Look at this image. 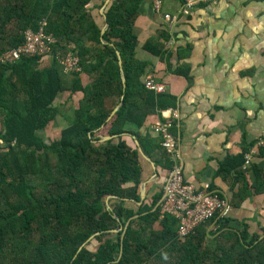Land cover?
Masks as SVG:
<instances>
[{"label": "trees", "instance_id": "trees-1", "mask_svg": "<svg viewBox=\"0 0 264 264\" xmlns=\"http://www.w3.org/2000/svg\"><path fill=\"white\" fill-rule=\"evenodd\" d=\"M141 2L112 0L97 22L93 0H0V52L43 20L56 41L48 67L39 57L0 66V264H264V230L250 234L215 216L183 239L173 217L160 219V195L138 206L139 147L167 174L172 162L161 136L127 125L163 121L176 106L172 95L145 86L150 65L137 48L161 60L169 54L158 37L141 43L135 34ZM67 53L79 57V71L63 72L58 56ZM174 73L190 80L187 71ZM246 152L222 171L242 167ZM257 177L263 187H247L264 193V171Z\"/></svg>", "mask_w": 264, "mask_h": 264}, {"label": "crops", "instance_id": "crops-1", "mask_svg": "<svg viewBox=\"0 0 264 264\" xmlns=\"http://www.w3.org/2000/svg\"><path fill=\"white\" fill-rule=\"evenodd\" d=\"M106 1L93 0L89 6L97 22H105L101 9ZM162 3L161 12H155L152 0H142L134 32L141 43L158 37L169 58L161 60L142 47L136 55L150 65L146 79L165 85L162 94L176 98V106L163 111L162 119L176 125L173 132L179 136L184 180L196 190L210 184L230 202L231 226L262 234L264 193L247 185H256L257 171H264V150L252 157L247 168L222 169L229 160L237 162L264 134V0L202 5L174 27L164 15L177 14L181 0ZM49 65L48 59L43 66ZM175 70L187 71L190 80ZM82 80L84 85L89 82L87 76ZM57 101L65 104L67 96L59 94ZM160 121L153 117L142 128L132 123L127 128L146 136ZM141 166L144 201L150 204L161 196L168 174L161 167L155 171L144 158ZM258 186L263 187L259 182ZM127 206L135 208L131 201Z\"/></svg>", "mask_w": 264, "mask_h": 264}, {"label": "built area", "instance_id": "built-area-1", "mask_svg": "<svg viewBox=\"0 0 264 264\" xmlns=\"http://www.w3.org/2000/svg\"><path fill=\"white\" fill-rule=\"evenodd\" d=\"M225 0H181L180 10L177 14H165L164 19L174 27L182 18L193 14L195 9L202 5H218ZM155 12H161L162 0H152ZM48 23L43 20L36 31L31 29L24 33L23 42L17 47L0 52V66L14 64L22 58L39 57L42 64L49 59L52 47L56 41L47 31ZM58 61L64 73L79 71V57L72 53L58 56ZM145 86L157 94L166 91V86L146 79ZM177 119V114L174 115ZM170 119L156 122L153 132L162 137V147L172 162V168L163 185L161 198L157 204L160 219L166 216L173 217L178 222V236L186 238L195 232L196 228L205 224L215 216L227 217L231 208L230 202L210 184H205L202 189L196 190L187 184L183 177V168L180 155V142L177 133L173 132L176 126ZM264 150V134L244 154V168L253 156Z\"/></svg>", "mask_w": 264, "mask_h": 264}, {"label": "water", "instance_id": "water-1", "mask_svg": "<svg viewBox=\"0 0 264 264\" xmlns=\"http://www.w3.org/2000/svg\"><path fill=\"white\" fill-rule=\"evenodd\" d=\"M111 1H112V0H107L106 3H105V5H104V6L102 7V9H101V13H102L103 16H104L105 21H106V19H107L106 15H105V7H107V5H109V4L111 3ZM106 29H107V23H106V24L104 25V27L102 28L101 36L104 35ZM117 54H118V58H119V65H120V67H121V66H122L121 56H120V53H119V52H117ZM122 80H123L124 88H125V87H126V85H125L126 79H125L123 73H122ZM122 99H123V97H122ZM119 108H120V105H118V106L113 110V112L111 113V115H110V117H109V120H110V119L112 118V116H113V115L119 110ZM105 139H106V140H107V139H110V137H106ZM136 144L139 146V144H138L137 141H136ZM139 152H140V155L142 156V158H144V159L147 160L149 163H151L153 169L156 171V165H155V163H154L149 157H147V156L143 153V151L141 150L140 147H139ZM145 185H146V184L143 183L142 186H141V193H140V195H141V201L138 203L139 206L142 204V202L144 201L145 196H146ZM109 199H110V198H108V200H109ZM108 200H107V201H108ZM108 208H109V207H108ZM114 231H116V230H114ZM93 236H94V235L90 236V238H89L86 242H88L90 239H92ZM86 242H85V243H86ZM85 243H84V244H85ZM84 244H83V245H84ZM83 245L79 248V250L83 247Z\"/></svg>", "mask_w": 264, "mask_h": 264}, {"label": "rangeland", "instance_id": "rangeland-1", "mask_svg": "<svg viewBox=\"0 0 264 264\" xmlns=\"http://www.w3.org/2000/svg\"><path fill=\"white\" fill-rule=\"evenodd\" d=\"M68 101H69V100H68ZM69 102H71V101H69ZM70 104L73 105V102H71ZM68 106H69V105H68ZM58 130H59V129H55V130L53 129V131H51V134L48 133L47 135H49V136H51V137H54V136L56 135V133L58 132Z\"/></svg>", "mask_w": 264, "mask_h": 264}, {"label": "clouds", "instance_id": "clouds-1", "mask_svg": "<svg viewBox=\"0 0 264 264\" xmlns=\"http://www.w3.org/2000/svg\"><path fill=\"white\" fill-rule=\"evenodd\" d=\"M164 259H167V254H164Z\"/></svg>", "mask_w": 264, "mask_h": 264}]
</instances>
